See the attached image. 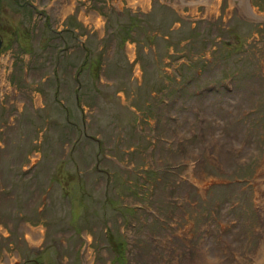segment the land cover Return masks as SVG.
<instances>
[{
  "label": "rangeland",
  "instance_id": "374dc122",
  "mask_svg": "<svg viewBox=\"0 0 264 264\" xmlns=\"http://www.w3.org/2000/svg\"><path fill=\"white\" fill-rule=\"evenodd\" d=\"M0 264H264V0H0Z\"/></svg>",
  "mask_w": 264,
  "mask_h": 264
},
{
  "label": "water",
  "instance_id": "95a60500",
  "mask_svg": "<svg viewBox=\"0 0 264 264\" xmlns=\"http://www.w3.org/2000/svg\"><path fill=\"white\" fill-rule=\"evenodd\" d=\"M1 43H2V41H1V39H0V47H1Z\"/></svg>",
  "mask_w": 264,
  "mask_h": 264
}]
</instances>
